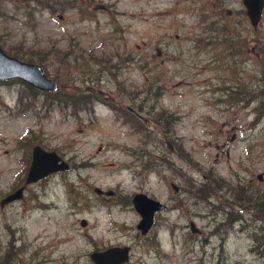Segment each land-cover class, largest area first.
<instances>
[{
    "label": "rangeland",
    "instance_id": "1",
    "mask_svg": "<svg viewBox=\"0 0 264 264\" xmlns=\"http://www.w3.org/2000/svg\"><path fill=\"white\" fill-rule=\"evenodd\" d=\"M0 46L58 83L0 81V264L111 246L125 264H264V10L254 27L243 0H0ZM36 145L70 168L2 205ZM137 193L167 205L146 234Z\"/></svg>",
    "mask_w": 264,
    "mask_h": 264
},
{
    "label": "water",
    "instance_id": "2",
    "mask_svg": "<svg viewBox=\"0 0 264 264\" xmlns=\"http://www.w3.org/2000/svg\"><path fill=\"white\" fill-rule=\"evenodd\" d=\"M243 3L252 25L258 27L263 15L264 0H243ZM16 79L45 92H54L58 89V83L47 75L41 65L13 57L0 46V81ZM69 168L70 164L57 151L48 150L42 145H36L32 151V160L25 185L3 198L2 205L21 199L27 185ZM172 188L176 192L179 191V186L175 183H172ZM95 190L99 194L112 195L114 193L112 190L104 192L101 188ZM133 202L136 210L142 216L138 228L143 234H146L154 224L155 214L165 210L167 206L145 193L135 194ZM83 224L86 225V222L84 221ZM190 227L194 233L201 232L193 221ZM90 257L94 264H124L130 261V247L112 246L105 250L94 251Z\"/></svg>",
    "mask_w": 264,
    "mask_h": 264
},
{
    "label": "trees",
    "instance_id": "3",
    "mask_svg": "<svg viewBox=\"0 0 264 264\" xmlns=\"http://www.w3.org/2000/svg\"><path fill=\"white\" fill-rule=\"evenodd\" d=\"M79 102H80V100H75V101H74V103H79ZM241 189H243V188H241ZM241 189H240V190H241ZM258 207H259V206H258ZM259 209H260V208H259Z\"/></svg>",
    "mask_w": 264,
    "mask_h": 264
},
{
    "label": "flooded vegetation",
    "instance_id": "4",
    "mask_svg": "<svg viewBox=\"0 0 264 264\" xmlns=\"http://www.w3.org/2000/svg\"><path fill=\"white\" fill-rule=\"evenodd\" d=\"M238 189L240 190L241 188H238ZM239 190H237V191H239ZM246 190H247V189H246ZM246 190H245V191H246ZM237 191H236V192H237ZM246 192H248V190H247Z\"/></svg>",
    "mask_w": 264,
    "mask_h": 264
}]
</instances>
